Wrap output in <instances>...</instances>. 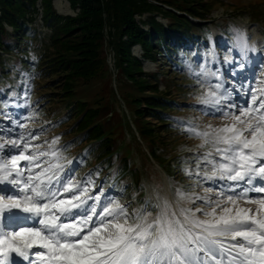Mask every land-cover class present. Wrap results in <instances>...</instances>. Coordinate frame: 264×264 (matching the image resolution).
<instances>
[{
    "label": "snow or ice",
    "instance_id": "6c2138e0",
    "mask_svg": "<svg viewBox=\"0 0 264 264\" xmlns=\"http://www.w3.org/2000/svg\"><path fill=\"white\" fill-rule=\"evenodd\" d=\"M233 48L241 60L225 61L235 65L230 71L237 78L227 86L221 69L212 67L214 51L195 73L204 91L193 107L223 123L202 130L178 121L201 141L199 149H208L195 154L194 169H184L197 186L209 185L206 194L178 189L177 205L190 206L163 201L154 218L147 202L130 214L103 188L95 191L94 180L73 178V162H61L56 139L47 149L33 144L37 136L26 131L21 113H7L11 124L0 123V218L9 213L17 227L0 225V264H19L12 254L27 264H264V195H251L264 194V87L242 82L248 53L255 51L247 37L237 32Z\"/></svg>",
    "mask_w": 264,
    "mask_h": 264
},
{
    "label": "trees",
    "instance_id": "16d2710c",
    "mask_svg": "<svg viewBox=\"0 0 264 264\" xmlns=\"http://www.w3.org/2000/svg\"><path fill=\"white\" fill-rule=\"evenodd\" d=\"M65 1L74 16L57 13L52 0H0V82L7 100H0L1 121L11 124L9 112H33L30 98L28 108L9 107L10 75L18 83L15 102L21 105L27 98L25 92L32 93L37 82L52 77L53 86L48 89L55 92L51 97L68 108V114L59 124L70 122L72 136L62 147L65 159L73 162L67 164L74 175L81 173L77 180H94L95 191L103 188L105 193L122 199L131 208L132 199L137 203L145 202L141 182L146 175L133 160V142L137 147L145 145L148 157L161 166L171 187L188 191L192 178H188L187 184L176 179L175 174H184L186 168L194 169L195 154L208 150L199 149L201 141L178 124V121L195 124L192 115L195 110L190 106L180 107L177 100L180 85L174 84L170 76H159V70L144 72L143 61H167L171 67L185 66L192 73L193 64L201 68L210 60L205 47L216 50L218 44L223 45L234 60H240L241 54L233 45L235 34H242L241 30L230 22L225 27L214 25L220 35L214 39L208 26L192 24L186 16L200 21L208 19L214 4L205 0ZM39 13L41 24L35 25ZM158 17L167 20V24L158 21ZM5 26L11 28V32ZM41 28L48 31L43 33ZM198 28L202 31L196 32ZM245 37L248 43V36ZM201 40H204L202 44ZM198 43L201 47L194 51ZM134 46L140 47L141 58L132 54ZM35 50L39 54L33 53ZM108 52L113 53V68L107 61ZM248 54L254 56L249 63L255 64L258 55L255 51ZM3 55L13 56L15 61L10 62ZM103 79L107 82V91L101 92L103 97L96 95L92 101L88 100V90ZM116 96L128 115L121 112L119 117L113 111L112 102L118 101ZM41 97L44 102L49 96ZM112 117L117 119L110 125ZM124 133H128L130 139L120 145L117 136ZM177 135L195 144L173 147L178 141ZM73 146L76 149L71 152ZM171 146L173 148L169 149ZM128 176L130 179L126 180Z\"/></svg>",
    "mask_w": 264,
    "mask_h": 264
},
{
    "label": "rangeland",
    "instance_id": "374dc122",
    "mask_svg": "<svg viewBox=\"0 0 264 264\" xmlns=\"http://www.w3.org/2000/svg\"><path fill=\"white\" fill-rule=\"evenodd\" d=\"M206 3H213L214 6L211 8V12L208 14L206 20H201L202 23L198 24H205L211 29V33L213 34V38L218 39L219 38V32L215 31L213 26H223L225 27L226 24L229 22L232 24H235L239 30H241V33L244 36H248L249 41L248 45L249 47L257 48V53L260 54V57L256 62L255 65L247 66V70L243 72L241 75L245 76L246 79L243 80V83H249L253 88L258 87H264V85H259L258 81L261 79H264V0H205ZM220 1L222 3H220ZM52 4L56 8L59 14L61 15H74V11L70 9L69 4L65 0H52ZM38 7L40 5V2L37 3ZM54 8V9H55ZM40 8H38L39 10ZM138 19V17H137ZM141 19H144L142 17ZM158 21L162 22L164 25L167 24V20L161 19V17L157 18ZM200 21V22H201ZM41 24L40 22V15H38L36 24ZM10 32V29H7ZM41 32L46 33L48 30L45 28L40 29ZM196 32H201V28H198L195 30ZM218 37V38H217ZM204 41V40H203ZM201 40V44L203 43ZM201 44L198 43L194 49V51L199 50L201 47ZM217 45V44H216ZM217 49L209 50V47H205V50H208L207 58L211 60L210 53L215 52L218 63L212 65L216 67H224V70H221L223 73V77L226 80V86L228 83L232 82L233 80H236L237 78L232 77L231 75V68L228 66V64L225 62L229 57H231L230 53H228V50L223 47V45L218 44ZM208 48V49H206ZM190 52V51H189ZM35 54H39V51L35 50L33 51ZM188 52H186L187 54ZM132 54L138 58H141L142 51L140 50L139 46L132 47ZM225 61H223V59ZM254 56L248 54V60L246 61V64L249 60H252ZM159 59L161 57H158ZM232 58V57H231ZM241 60V58H240ZM10 61L14 62V58L10 57ZM107 61L110 65V67L113 65L114 59H113V53L108 52ZM45 67V66H44ZM46 68V67H45ZM193 72L191 73L190 70L187 69V67H171V64L167 61L159 60L158 62H152L150 60L143 61V70L144 72H155L159 70V76H170L171 79L174 81V84H179L180 87H178L177 94L178 98L177 100L180 102V107L182 108H195L193 106L198 105L196 100H198V97L202 94L204 91L203 88L200 87L198 83V77L195 75V73H198L200 71V67L193 64L192 65ZM221 69V68H220ZM114 78V77H113ZM111 81V86L114 88L115 83ZM9 80L11 82V89H16L18 83L13 75H10ZM52 77L43 79L39 83H36V89L33 90L32 93L27 91V98L25 100L32 101V106L30 109L32 112L31 119H23L25 115H27L29 112L27 111L26 114H22L20 117H17L21 120V122L27 124L26 131H31L33 135L37 136V139L33 140V144H39L42 146L43 149H47L48 145L51 144V142L56 139L57 143L55 145V148L60 151V154L65 159V150L63 149V144L66 141V139H69L72 135L69 133V124L70 122L59 124L60 121H62L66 115L68 114V108L65 106L64 103L57 102L55 98L51 97L54 96V92L49 88L53 85L51 84ZM215 81H213L214 83ZM105 85H107L106 79L97 81L95 83L94 89L88 90V100L92 101L94 96L101 95V92L105 93L107 91ZM2 82H0V100L2 102L7 101L4 98V88H3ZM10 89V90H11ZM163 89V86H160V90ZM175 90V89H174ZM121 92V91H120ZM14 91H11L7 97H13ZM106 95V94H105ZM238 95L237 93H234V96ZM30 96V97H29ZM49 96L45 99L43 102L42 97ZM123 96V94L121 95ZM103 97V96H102ZM116 99L118 101H115L113 103V111L116 112L119 117L121 116V112L126 113L124 104L118 99L116 96ZM123 99L125 101V98L123 96ZM196 99V100H195ZM250 100V96L245 98ZM50 100V101H46ZM16 100L10 101L8 103L10 108H15L14 104H17L15 102ZM196 102V103H193ZM39 104H41L39 106ZM23 108V107H21ZM36 110L34 111V109ZM29 109V110H30ZM196 111V112H195ZM192 115L195 116L196 122L194 125L198 126L200 129H204L206 125L212 124L214 126H219L223 123L222 119L217 115L216 117L202 114L200 111L195 110ZM198 113H201L199 115ZM115 117H112V120L110 122V125L115 122ZM152 122V121H151ZM0 123L4 125H10L8 122L1 121ZM153 123V122H152ZM136 136V135H135ZM170 136V135H169ZM11 136L5 137V139H9ZM119 140L117 141L118 144L122 145L123 143L129 142V135L128 133H124L122 136H117ZM178 141L174 144H172L173 147H180L181 144H185L187 146L192 147L195 142L179 138L177 135L176 137ZM136 139H138L136 137ZM166 139L168 137L166 136ZM3 142V141H0ZM133 144L132 147V157L135 162V164L140 167V169L143 170V173H145L146 176L142 179V185L145 188V194H144V200L145 202L137 203L135 199H132V208L130 205L125 203L122 199L119 200V202L123 205L128 206V212L131 214V210L134 209H142L145 207V204L147 202L148 208L152 213V217L154 218L157 212V209L154 207L157 203H162L163 201H168L170 204H172L174 207H188L190 205L186 203H180L177 205L178 197H177V190L180 189L179 187L173 188L169 185L167 179L164 177L163 172L155 165V163L148 157L146 152V147L144 144H141L139 147L136 146V144ZM170 147L169 149L173 148ZM167 146H165L166 148ZM169 147V146H168ZM167 147V148H168ZM76 147L74 146L71 148V152L75 151ZM67 159H65L64 164H67ZM22 164L24 162H21ZM68 168L72 169L71 166L68 165ZM73 169L71 171V176L76 178L78 176H81L79 173L78 175H74ZM182 172H178L175 174L176 179L183 180L185 183L189 180V177H185ZM130 177H126V180H129ZM193 181L188 182L189 185L187 187L188 191H184L188 195H205V189L209 186L208 184H204L203 186H197L196 180L192 179ZM187 183V184H188ZM186 184V185H187ZM10 188V186H7ZM181 190V189H180ZM97 191V190H96ZM134 193V192H133ZM5 195L11 194V192L4 193ZM95 194V192L93 193ZM214 195V194H213ZM251 195H264V194H255L252 193ZM201 202L197 201L194 207H200ZM254 207V206H251ZM131 208V209H129ZM12 215H24L22 213H19L17 210H13ZM10 214L6 213V219L4 223H0L5 230L14 229L17 227L16 224H10L8 221V216ZM203 218V217H201Z\"/></svg>",
    "mask_w": 264,
    "mask_h": 264
},
{
    "label": "water",
    "instance_id": "95a60500",
    "mask_svg": "<svg viewBox=\"0 0 264 264\" xmlns=\"http://www.w3.org/2000/svg\"><path fill=\"white\" fill-rule=\"evenodd\" d=\"M191 22L195 24V23H197L198 21H196V20H191Z\"/></svg>",
    "mask_w": 264,
    "mask_h": 264
}]
</instances>
